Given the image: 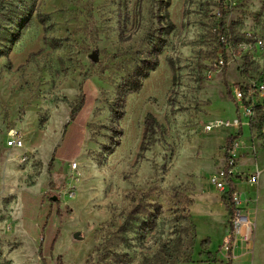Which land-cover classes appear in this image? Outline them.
<instances>
[{"label": "rangeland", "instance_id": "1", "mask_svg": "<svg viewBox=\"0 0 264 264\" xmlns=\"http://www.w3.org/2000/svg\"><path fill=\"white\" fill-rule=\"evenodd\" d=\"M257 150L264 0H0V264H141L191 222L181 264H228L211 179ZM239 191L258 240L233 264H264V187Z\"/></svg>", "mask_w": 264, "mask_h": 264}, {"label": "built area", "instance_id": "2", "mask_svg": "<svg viewBox=\"0 0 264 264\" xmlns=\"http://www.w3.org/2000/svg\"><path fill=\"white\" fill-rule=\"evenodd\" d=\"M221 65H224V62L221 61ZM236 99L240 102L243 99L244 93L242 91L235 92ZM231 128L232 125L224 121L214 122L212 125L207 127V132H213L215 129ZM235 147V146H234ZM7 148L15 151H21L25 148V137L22 132L14 131L10 134ZM233 150L229 153H233ZM22 162H26L27 158L21 157ZM233 161L231 164H227L221 168L217 174L211 179V183L221 192L224 196L227 197L231 213L230 219V231L225 239L223 248L226 250L227 254L230 249H237L240 245L246 246L250 249V246L253 242L255 236V225L251 220L248 213L245 211V208L242 206L241 193L238 189V183L236 179L238 175L235 172V167H233ZM77 164L74 163L71 165V170L75 171ZM0 179H1V170H0ZM242 183L253 187L258 184L259 175L257 173L241 175ZM235 186V189L232 187Z\"/></svg>", "mask_w": 264, "mask_h": 264}, {"label": "trees", "instance_id": "3", "mask_svg": "<svg viewBox=\"0 0 264 264\" xmlns=\"http://www.w3.org/2000/svg\"><path fill=\"white\" fill-rule=\"evenodd\" d=\"M223 53L226 52L225 46L222 45ZM225 57V55H224ZM226 63V61L224 62ZM148 119H152V117L149 115L147 116ZM243 132L241 129L238 132V135L234 137H230L227 140V148L229 151L233 150L236 142L242 137ZM226 148V151H227ZM227 151V152H229ZM235 189V186H232ZM226 197V196H225ZM227 198V197H226ZM228 201V200H227ZM229 205V203H228ZM187 211L184 209V212ZM232 210H230L229 207V215H231ZM189 228H191L189 230ZM183 227L182 228V234H184L185 238H180L178 241L174 242L171 240H167L166 242H163L160 244V247L153 256L144 255L141 264H181V263H190L192 262V255L194 252L195 242L197 240L196 233L194 235H190V232L192 230H196L193 223H190V227ZM209 241L203 242L202 246L208 245ZM109 256V252L107 254ZM228 264H233L234 261V255L233 250L230 249L228 254ZM130 263L128 261V254L126 253V264Z\"/></svg>", "mask_w": 264, "mask_h": 264}, {"label": "crops", "instance_id": "4", "mask_svg": "<svg viewBox=\"0 0 264 264\" xmlns=\"http://www.w3.org/2000/svg\"><path fill=\"white\" fill-rule=\"evenodd\" d=\"M9 150H11V149H9ZM260 152H262L260 155H259V153ZM256 153H257V159L255 160V162H253L252 163V165L250 166V168H251V172H254V173H257L258 175H259V181H258V184L256 185V186H253V187H255V189L257 190L256 191V195H254L255 197H254V200H255V203H256V205L258 206V202H259V199H260V195H259V187H264V151H262V150H257L256 151ZM240 169V170H239ZM244 169V167H242V166H237V168H235V171L237 172L236 174L238 175V177H237V179H236V183H238L239 185L237 186L238 187V189H241L243 186H246V187H250V186H248V185H246L245 183H242V179H240V177H241V175H248L247 173H248V171H245V170H243ZM253 174V173H252ZM0 181H1V179H0ZM242 191V190H241ZM241 193V192H240ZM245 198L244 199H242V203H246V202H249V197L247 196V195H245L244 196ZM246 212H247V207H246V210H245ZM248 213V212H247ZM248 215L250 216V218L252 219V221H253V223H254V225H255V229H256V233L258 232L257 231V217H258V215H257V211H256V213H253V212H251V214H249L248 213ZM228 233H229V231L228 230H226V233L224 234V237H223V241H222V247H223V245H224V243H225V239H226V237H227V235H228ZM257 234H256V239H255V241H254V244H256V242H257ZM254 244H253V246H251L252 247V249H251V247H250V249H248L247 248V250H244L243 248V246L242 245H240L235 251H234V261H233V263L234 262H237L240 258L242 259V258H244V257H246L247 256V254L250 252H252L253 254H254ZM220 256V260L222 261V260H225V262H227V259H228V257H227V254L226 253H224V254H222V255H219ZM253 262H254V259L252 260Z\"/></svg>", "mask_w": 264, "mask_h": 264}, {"label": "water", "instance_id": "5", "mask_svg": "<svg viewBox=\"0 0 264 264\" xmlns=\"http://www.w3.org/2000/svg\"><path fill=\"white\" fill-rule=\"evenodd\" d=\"M74 239L76 241H81L83 238L81 237L80 233H77V234L74 235Z\"/></svg>", "mask_w": 264, "mask_h": 264}]
</instances>
